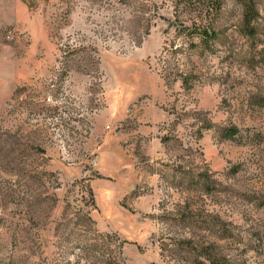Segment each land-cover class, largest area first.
<instances>
[{
	"label": "rangeland",
	"instance_id": "1",
	"mask_svg": "<svg viewBox=\"0 0 264 264\" xmlns=\"http://www.w3.org/2000/svg\"><path fill=\"white\" fill-rule=\"evenodd\" d=\"M249 1L0 0V264H264Z\"/></svg>",
	"mask_w": 264,
	"mask_h": 264
},
{
	"label": "trees",
	"instance_id": "2",
	"mask_svg": "<svg viewBox=\"0 0 264 264\" xmlns=\"http://www.w3.org/2000/svg\"><path fill=\"white\" fill-rule=\"evenodd\" d=\"M243 2H244V8H245L244 17L248 21H252V19L254 18V15H253V11L251 10L250 1L243 0ZM218 8H220V4L212 5V9H218ZM195 28L197 29V32L200 35L201 41L206 42V43L210 37L215 36L217 34L215 27L209 26L207 23L206 24L205 23H199V24L195 23ZM190 43H191V46H196V44L194 45V42L191 41V39H190ZM236 132H237V129L233 127H229L226 129V134L228 136L233 135Z\"/></svg>",
	"mask_w": 264,
	"mask_h": 264
},
{
	"label": "crops",
	"instance_id": "3",
	"mask_svg": "<svg viewBox=\"0 0 264 264\" xmlns=\"http://www.w3.org/2000/svg\"><path fill=\"white\" fill-rule=\"evenodd\" d=\"M142 118V117H141ZM140 129H141V126L139 125L138 127H137V130H139L140 131ZM110 131H111V133H117L115 130H114V128H111V129H109ZM121 130H123V129H121ZM120 130V131H121ZM137 130H135L134 128H129V130H125V133H123L124 135H126L127 133L130 135V136H133V134H134V132L136 133V131ZM127 131V132H126ZM142 131H144L143 130V126H142ZM114 166V165H113Z\"/></svg>",
	"mask_w": 264,
	"mask_h": 264
},
{
	"label": "built area",
	"instance_id": "4",
	"mask_svg": "<svg viewBox=\"0 0 264 264\" xmlns=\"http://www.w3.org/2000/svg\"><path fill=\"white\" fill-rule=\"evenodd\" d=\"M136 103H133V105H135ZM128 110V109H127ZM107 126H109V125H107Z\"/></svg>",
	"mask_w": 264,
	"mask_h": 264
}]
</instances>
